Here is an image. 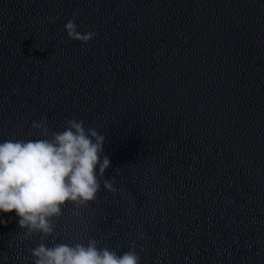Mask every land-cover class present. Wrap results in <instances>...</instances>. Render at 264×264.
Segmentation results:
<instances>
[{
    "label": "water",
    "instance_id": "95a60500",
    "mask_svg": "<svg viewBox=\"0 0 264 264\" xmlns=\"http://www.w3.org/2000/svg\"><path fill=\"white\" fill-rule=\"evenodd\" d=\"M70 20L95 37L70 39ZM45 117L96 129L111 160L48 246L264 264V0H0V143L43 139ZM18 220L0 213V264H33L42 242Z\"/></svg>",
    "mask_w": 264,
    "mask_h": 264
},
{
    "label": "clouds",
    "instance_id": "9594fccd",
    "mask_svg": "<svg viewBox=\"0 0 264 264\" xmlns=\"http://www.w3.org/2000/svg\"><path fill=\"white\" fill-rule=\"evenodd\" d=\"M70 39L90 42L95 32L81 34L70 20L65 25ZM43 139H9L0 143V213L15 212L25 239L42 234L31 248L33 264H140L135 249L122 255L89 238L87 243H53L56 223L69 205L87 207L97 199L101 178L111 165L103 154L105 136L85 129L82 120L70 119L62 131H52L46 117L33 122ZM97 168L99 171L97 172ZM104 189L115 193L113 180L103 179Z\"/></svg>",
    "mask_w": 264,
    "mask_h": 264
}]
</instances>
